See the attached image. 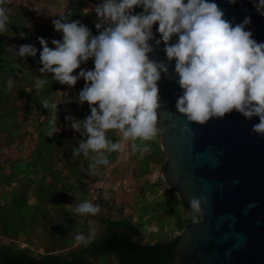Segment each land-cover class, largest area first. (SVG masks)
Returning a JSON list of instances; mask_svg holds the SVG:
<instances>
[{"label": "clouds", "instance_id": "obj_1", "mask_svg": "<svg viewBox=\"0 0 264 264\" xmlns=\"http://www.w3.org/2000/svg\"><path fill=\"white\" fill-rule=\"evenodd\" d=\"M235 2L229 0L230 4ZM5 3L0 0V35L8 31ZM254 7L264 16V0H255ZM137 8L142 11L135 12ZM35 10L39 13L43 9ZM91 11L97 17L98 34L93 35L81 21L71 20L72 12L68 10L52 20L62 40L53 39L54 47L50 48L44 38H37L42 67L35 88L42 91L52 81L72 87L83 78L85 83L76 99L81 105L87 102L90 115L82 120L67 116L66 120L82 137L72 155L91 154L89 168L93 172L108 165L109 154L122 152L128 142L132 154L150 152L146 142L156 141L166 131L158 127V110L162 106L158 81L162 73L170 77L168 62L173 60L176 83L182 90L175 108L186 118L182 132L194 136L191 123L205 125L210 119H222L236 111L247 120L258 117L259 123L252 126L251 132L264 137V42H257L246 30L250 17L233 25L224 18V11L209 0H102ZM154 24H158L156 31L160 35L155 45L163 42L167 62L149 57L154 51L149 43L154 39ZM173 36L178 39L170 44ZM14 49L22 60L35 57L38 51L30 44ZM90 59L94 69L80 67ZM78 68L80 71L74 75ZM13 84L9 78L6 91L10 92ZM58 104L50 98L41 101L49 111L53 129L50 136L59 131ZM110 132L120 139L113 140ZM205 203L204 196L190 199L193 223L200 222ZM100 211V206L89 200L74 209L81 216H95ZM96 235V229L90 228L88 235L79 232L74 240L87 246Z\"/></svg>", "mask_w": 264, "mask_h": 264}, {"label": "trees", "instance_id": "obj_2", "mask_svg": "<svg viewBox=\"0 0 264 264\" xmlns=\"http://www.w3.org/2000/svg\"><path fill=\"white\" fill-rule=\"evenodd\" d=\"M18 1L6 0L3 5L8 9L9 24L8 31L0 35V264H96L104 256H108L106 264H172L170 256L178 238L174 236L163 243H143L141 230L129 217L117 220L105 218L103 235L87 246L76 245L75 234L67 237L63 233L59 224H71L77 220V216L86 218V215L75 217L64 203V199L80 185V178L90 179L95 183L106 166L119 163H116L117 153H111L109 164L99 166L93 172L89 168L91 154L89 157H84L83 154L72 155L73 148L78 147L82 137L71 129L66 117L82 120L90 115L89 106L87 102L79 104L76 99L78 95L60 100L61 92L69 86L56 81L46 85L42 91L35 88V81L40 76L39 68L42 67L39 63V52L42 49L37 38H44L50 48L54 47L51 43L53 39L62 40V33L56 32L52 21L46 20L50 14L43 16L44 10L46 13L51 11L55 19L71 10V20L81 21L93 35L98 34L95 28L97 17L88 16L83 8L90 4L95 6L102 3V0H85V3L78 5L74 3L81 0H33L35 3L30 6L16 3ZM37 5H40L39 8ZM35 9L43 10L38 13ZM56 9L59 10L58 14L57 11L52 13ZM140 11L141 8L135 9V12ZM153 27L157 28L158 24ZM25 44L37 48L35 57H28L26 60L17 57L14 48ZM16 64L20 66L15 67ZM80 67L94 69L93 60L82 63ZM79 71L78 68L73 74ZM9 78L14 80L10 92L6 91ZM48 78L51 79V74H48ZM77 83L85 82L81 78ZM44 98L59 103L56 122L59 131L51 136L53 129L48 120L49 111L41 106ZM109 135L113 140L119 139V135L114 132ZM130 143H127L130 148L128 152L135 158L139 152L132 154ZM146 143L150 144L149 154L153 156H145L147 160L142 165L145 173L148 172L149 162L165 159L160 149L159 137L154 142ZM19 148L24 149L22 154L6 155L7 150ZM168 190L172 200H169L171 202L166 212L168 216L175 218L176 230L180 232L193 224L191 210L174 189L168 187ZM87 199V195L81 198L82 202ZM181 210L189 213L190 217L182 220ZM51 211L55 213V217L50 216ZM48 221L50 224L45 227L44 223ZM39 222L43 224L41 229L53 244L47 247L43 244L41 252L36 251L38 244L33 250L29 248L34 242L27 238L24 240L27 247L15 244L21 235L34 229ZM77 227L81 229L82 225L77 224ZM4 237L8 242L2 241ZM64 239L68 241L61 245ZM51 248L55 249L49 250Z\"/></svg>", "mask_w": 264, "mask_h": 264}, {"label": "water", "instance_id": "obj_3", "mask_svg": "<svg viewBox=\"0 0 264 264\" xmlns=\"http://www.w3.org/2000/svg\"><path fill=\"white\" fill-rule=\"evenodd\" d=\"M209 2H215L233 25L250 17L246 30L264 42V16L254 7L255 0ZM153 35L149 57L167 62L163 42L155 45L159 33ZM177 39L173 36L169 43ZM174 66L175 60L168 62L170 77L162 73L158 81V127L166 129L159 136L165 156L162 179L188 206L194 196L206 197L207 203L200 222L175 235L172 264H264V137L251 132L259 119L247 120L233 111L205 125L191 123L194 136L182 132L186 118L175 108L182 90Z\"/></svg>", "mask_w": 264, "mask_h": 264}, {"label": "rangeland", "instance_id": "obj_4", "mask_svg": "<svg viewBox=\"0 0 264 264\" xmlns=\"http://www.w3.org/2000/svg\"><path fill=\"white\" fill-rule=\"evenodd\" d=\"M88 1L92 2L94 0ZM82 2L85 3V0L77 1L74 4L78 5ZM16 3L30 6V4H34L35 1L19 0ZM37 6L39 8L40 5ZM53 12L58 14L59 10H52V13ZM43 13H45L43 16L46 17V10H44ZM48 14L50 15L46 18L47 21L55 19L51 11H49ZM85 69L91 70L90 68ZM83 86L84 84L77 83L72 87H67L65 91L61 92L59 96L60 100H68L70 97L78 95ZM128 146V144H125L124 150L117 153L116 163H119L118 165L109 164L102 170L103 172L100 173V177L98 178L99 181L97 180V182L93 183L90 179L80 178L81 183L76 191L64 199L67 210H72L71 214H74L75 217L77 214L74 213V209L82 202L81 198L85 195L88 197L87 200L91 201L93 204H98L101 209L95 216L86 215V218L77 216V220H74L71 224H59L67 237H71L73 234L76 235L79 232L88 235L90 228H95L97 233L95 239H97L104 233L106 226L104 223L105 218L117 220L121 217H129L134 225L141 230L143 243H163L179 233V231L176 230L175 218L168 216L166 212L171 202H169V200H172V198L170 197L171 195L167 184L162 179L161 173L164 159H154V161L149 162L147 165L148 172L145 173L142 169V165H144V162L146 163L147 160L145 156L148 155V157H152L153 154H149L148 152L141 155L139 153L138 156L133 158L128 152ZM23 151V148L14 149V151L7 150L6 155L12 154L16 156L20 153L22 154ZM122 180L125 181V183L116 187L117 182ZM149 190H154V192H149ZM105 194L108 196L107 199H105ZM75 202L77 205H75ZM172 205L174 206V203ZM50 216L55 217L56 215L51 211ZM181 216L182 220H186L190 217V214L185 210H181ZM82 217L85 216L83 215ZM49 224L48 221L44 223V226L46 227ZM77 224L82 225V228L80 229L77 227ZM42 225L43 224L39 222L34 229L28 231L25 235H21L15 244L20 247H27V243L24 241L27 238L34 242L33 245L28 246L29 248L32 249L38 244L36 248L37 252H41L40 247L43 246V244L44 247L53 244L50 237L46 236L42 231ZM45 229L47 230V228ZM2 241L8 242V239L4 237ZM67 241V239H64L61 245H65ZM53 249L51 248L49 250ZM44 251H46L45 248ZM107 260L108 256L101 257L96 261V264H106ZM114 264L116 263L114 262Z\"/></svg>", "mask_w": 264, "mask_h": 264}, {"label": "built area", "instance_id": "obj_5", "mask_svg": "<svg viewBox=\"0 0 264 264\" xmlns=\"http://www.w3.org/2000/svg\"><path fill=\"white\" fill-rule=\"evenodd\" d=\"M93 8H94V6L90 4L88 7L85 6V7L83 8V12L85 13L86 9H89L90 11H88V12L85 13V14H87L88 16L95 15L94 11H91V9H93ZM95 16H96V15H95ZM156 29H157V28L153 27L152 31H155ZM123 183H125V181H123V180L120 181V182H117V186H116V187L123 185Z\"/></svg>", "mask_w": 264, "mask_h": 264}, {"label": "crops", "instance_id": "obj_6", "mask_svg": "<svg viewBox=\"0 0 264 264\" xmlns=\"http://www.w3.org/2000/svg\"><path fill=\"white\" fill-rule=\"evenodd\" d=\"M127 145V144H126Z\"/></svg>", "mask_w": 264, "mask_h": 264}]
</instances>
